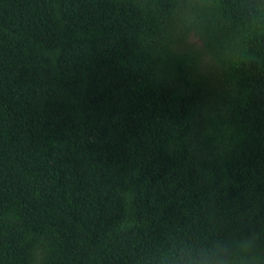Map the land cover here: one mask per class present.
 Segmentation results:
<instances>
[{
	"label": "trees",
	"instance_id": "trees-1",
	"mask_svg": "<svg viewBox=\"0 0 264 264\" xmlns=\"http://www.w3.org/2000/svg\"><path fill=\"white\" fill-rule=\"evenodd\" d=\"M161 27L133 0H0V264L37 241L136 264L169 229L264 224V39L214 35L201 70Z\"/></svg>",
	"mask_w": 264,
	"mask_h": 264
},
{
	"label": "clouds",
	"instance_id": "clouds-1",
	"mask_svg": "<svg viewBox=\"0 0 264 264\" xmlns=\"http://www.w3.org/2000/svg\"><path fill=\"white\" fill-rule=\"evenodd\" d=\"M154 11L162 27L160 37L177 56L195 58L198 67L214 66L208 41L223 35L229 46L264 39V0H133ZM245 214L235 218L213 216L202 231L169 229L146 243L136 264H264V224ZM243 225H249L248 231ZM134 228L125 220L120 232ZM47 245L37 241L29 250V264H46Z\"/></svg>",
	"mask_w": 264,
	"mask_h": 264
}]
</instances>
